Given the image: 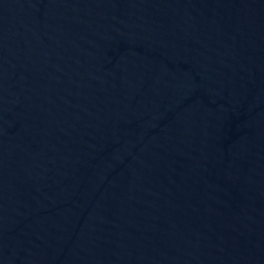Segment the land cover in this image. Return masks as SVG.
<instances>
[{
    "label": "water",
    "instance_id": "obj_1",
    "mask_svg": "<svg viewBox=\"0 0 264 264\" xmlns=\"http://www.w3.org/2000/svg\"><path fill=\"white\" fill-rule=\"evenodd\" d=\"M0 264H264V0H0Z\"/></svg>",
    "mask_w": 264,
    "mask_h": 264
}]
</instances>
